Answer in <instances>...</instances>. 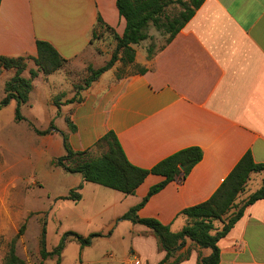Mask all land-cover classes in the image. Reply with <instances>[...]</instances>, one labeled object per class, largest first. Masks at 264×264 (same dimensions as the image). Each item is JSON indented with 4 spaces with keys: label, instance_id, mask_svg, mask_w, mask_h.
Instances as JSON below:
<instances>
[{
    "label": "crops",
    "instance_id": "crops-1",
    "mask_svg": "<svg viewBox=\"0 0 264 264\" xmlns=\"http://www.w3.org/2000/svg\"><path fill=\"white\" fill-rule=\"evenodd\" d=\"M99 16L116 33H124L126 19L116 0L1 1L0 55L35 56L36 42L41 39L68 60L64 68L49 75L40 71L33 81L39 98L37 108L42 110L25 117L31 123L41 117L55 127L39 134L33 124L38 140L27 144L40 160L50 158L57 166L54 160L66 153L64 135L75 151H83L113 131L129 161L145 169L180 149L199 146L203 157L190 173L177 176L138 210L139 217L156 218L179 231L186 224L181 211L207 200L246 152L250 151L256 162H264V0H205L175 38L152 58L146 54L139 59L136 52V62L147 67L146 72L119 79L113 66L107 70L113 71L110 78L104 77L105 71L81 91V102L69 103L76 91L67 69L83 70L90 64L99 68L111 58L112 54L96 52L100 38L94 40V31L110 30L98 25ZM33 68L37 66L29 60L24 72ZM4 72L0 76L4 74L5 79L15 74L14 69ZM31 100L32 96L25 106L30 107ZM17 107V100L12 99L0 108V264L10 237L17 236L20 222L25 220L28 226L17 240L16 251L26 264L40 263V229L32 245L26 243L31 221L48 211L49 219L62 223L61 210L73 219L70 231L83 236L102 234L88 246L77 243V264L163 261L166 251L153 230L123 218L164 179L162 175L149 174L134 194L117 190L120 193L111 196L104 194L105 186L69 172L74 174L71 188L82 184L81 199L60 198L64 194L51 197L46 208L25 206L22 195L27 187L22 185L21 167L30 157L24 152L26 134L20 126L24 119L16 118ZM67 115L76 125L75 131L68 125ZM262 181V173H253L238 201L259 189ZM216 225L221 227L222 222ZM72 242L68 240L65 248ZM218 244L219 264H264V199L249 205ZM33 252L34 260L30 256ZM211 252V248L199 247L187 238L171 261L180 258L173 264H198ZM51 260L58 264L57 257L44 259L42 264H51Z\"/></svg>",
    "mask_w": 264,
    "mask_h": 264
},
{
    "label": "trees",
    "instance_id": "trees-1",
    "mask_svg": "<svg viewBox=\"0 0 264 264\" xmlns=\"http://www.w3.org/2000/svg\"><path fill=\"white\" fill-rule=\"evenodd\" d=\"M204 1L191 0L190 3H186L184 0H116L120 14L126 19L125 31L122 35H119L112 27L106 25L101 16L98 17V25L106 26L107 29L113 31L116 39L115 50L103 66L95 68L90 64L86 67L87 77L84 78L83 84H74L76 94L68 102H81L83 100L81 91L90 86L102 73L115 66L119 60L130 67L128 71L117 75L119 79L134 72H146L147 67L136 62L134 45L150 37L149 29L151 25L168 33L166 44L171 42L190 21ZM176 2H180L184 10L174 16L168 15L166 13L167 8ZM95 34L94 31V36ZM36 45L37 54L35 56L10 57L0 55V75L6 69L15 70L14 76L6 83V95L0 100V108L9 104L12 99H16L18 102L16 118L18 120L25 119L21 114V105L29 101L32 80L38 76L39 72L49 75L68 64V60L50 42L38 39ZM153 55L154 53L150 54L149 59ZM29 60L35 62L37 69H31V77L26 78L22 74L27 69ZM55 103L58 107L61 105L58 98L55 99ZM66 121L71 130L75 131L76 125L72 122L70 115L66 116ZM53 127L55 125L52 122L47 129L37 127H34V129L39 134H46ZM64 148L66 153L54 160L57 166L68 172L82 174L85 181L94 182L125 194H134L151 173L164 177L160 183L151 187L148 194L137 205L131 207L123 215V218L143 223L153 230L160 246L166 251L165 259L159 264H173L180 261V258H178L172 262L171 258L185 244L187 238L192 239L199 247L212 249L211 254L201 257L198 264H219L221 254L218 243L220 239L229 233L249 205L259 199H264V162H256L252 153L248 151L207 200L186 207L181 211V214L186 217V224L181 230L173 231L169 225L163 224L156 218L139 217L138 210L145 205L154 193L164 188L177 176H186L190 173L203 157V151L199 146L180 149L162 159L150 169L136 166L129 161L118 136L113 131L107 132L92 147L83 151H75L69 143L68 136L64 135ZM95 148H103V150L96 155L93 153ZM180 165H183L184 168L181 169ZM258 172L263 174L261 187L243 201H238V197L245 191L251 175ZM81 188L82 184L77 188H72L68 195L61 198L78 201L81 199V193L79 192ZM219 221L222 222L221 227L216 225ZM26 226V223L21 225L2 264H26V260L20 257L16 251L17 240L24 234ZM101 235V233H91L88 236H83L74 231H67L60 243L52 250H48L45 242L46 227L44 226L40 237L41 261L38 264H42L44 259L55 256H57V261L60 263L62 251L68 240H73L79 243L81 247H85L90 245L95 237Z\"/></svg>",
    "mask_w": 264,
    "mask_h": 264
},
{
    "label": "rangeland",
    "instance_id": "rangeland-1",
    "mask_svg": "<svg viewBox=\"0 0 264 264\" xmlns=\"http://www.w3.org/2000/svg\"><path fill=\"white\" fill-rule=\"evenodd\" d=\"M186 3H190L191 0H184ZM184 8L180 2H176L171 4L167 10L166 13L170 16H174L179 14L181 11H183ZM150 37L138 44H135V50L138 51V58L142 59V56L144 57L147 54V57H150V54L156 53L159 51L167 41V38L169 36L168 33L164 31L158 30L155 26L151 25L149 29ZM98 42L100 43L99 46L96 48V52L99 54H106L109 53L110 55L114 52L116 47V39L115 35L112 30H96V35L94 40L99 39ZM115 75L117 76L119 73L126 72L130 69L129 66H126L123 64L122 60L117 61L115 64ZM8 70V69H6ZM5 71V70H4ZM3 71V72H4ZM11 70L10 72H12ZM2 72V73H3ZM7 72V73H10ZM30 71L23 72V76L26 78H30L31 75H29ZM1 73V74H2ZM5 73V72H4ZM67 77L69 79V82L74 84H83L84 78L87 77L88 73L86 72V69L83 70H72V68L67 69ZM113 71H107L104 77L110 78ZM14 76V75H13ZM12 76V77H13ZM11 77V78H12ZM10 78V79H11ZM10 79H5L4 74L0 76V98L4 95H6V83ZM36 77L32 80V89L30 92V96H32L33 103L31 106H25V104H22L21 107V114L25 117L27 115H30L32 113H39L42 109L37 108L39 105L38 101V94L37 91H34V80ZM7 80V81H6ZM4 98V97H3ZM10 113H7L5 116L6 118L9 117ZM35 124L39 128H47L49 127L48 122H44L42 118L38 117V121H35V123H31L26 117L21 122L20 126H23V129L26 134L25 139V149L24 152L26 155H29L30 159L27 160L26 165L24 164L21 167V173L23 174L22 177V185H26L27 188L23 190V200L26 207L30 208H46L50 204V198H56L59 195H67L69 194L71 188V183L73 182L71 179H73V175L66 171L64 168L59 166H54L50 158L45 160H40L33 150H31L30 146L27 143H33L34 140H38L37 135L33 132V127ZM59 125H63L61 120H59ZM31 137V138H30ZM103 148L98 149L95 148L93 150L94 154H100L102 152ZM35 180L40 181L38 184L35 183ZM28 185V186H27ZM104 189V194H110L111 196L120 193L117 190L102 187ZM61 198V197H60ZM40 219L39 220H33L31 221V228H30V234H27V244L32 245V239L35 237L36 232L40 229V237L42 234V228L46 227V247L47 249H53L55 248L61 241L64 233L66 231H70L68 229L71 226V222H73V219L68 216L66 211L61 210L58 212V215H61L63 217V222L56 220V218L51 217L49 219V212L38 214ZM10 221V225H11ZM23 223H26L28 226V220L21 221L20 227ZM26 226V229H27ZM20 229V228H19ZM25 229V230H26ZM16 238V235L10 237V240L7 243L8 250L11 246V242L13 239ZM2 244H4V241H2ZM54 246V247H53ZM80 245L77 244V242L68 243L65 251H64V260L62 264H77V261L79 259V248ZM8 252V251H7ZM32 252V251H31ZM7 254V253H6ZM31 259H36V253H31ZM52 257V258H56ZM52 261V260H51ZM51 264H57V262L52 261ZM59 264V263H58ZM79 264V263H78Z\"/></svg>",
    "mask_w": 264,
    "mask_h": 264
},
{
    "label": "built area",
    "instance_id": "built-area-1",
    "mask_svg": "<svg viewBox=\"0 0 264 264\" xmlns=\"http://www.w3.org/2000/svg\"><path fill=\"white\" fill-rule=\"evenodd\" d=\"M130 264H140V260L136 259L134 262H131Z\"/></svg>",
    "mask_w": 264,
    "mask_h": 264
},
{
    "label": "water",
    "instance_id": "water-1",
    "mask_svg": "<svg viewBox=\"0 0 264 264\" xmlns=\"http://www.w3.org/2000/svg\"><path fill=\"white\" fill-rule=\"evenodd\" d=\"M180 167L183 169L184 168V166L183 165H180Z\"/></svg>",
    "mask_w": 264,
    "mask_h": 264
}]
</instances>
